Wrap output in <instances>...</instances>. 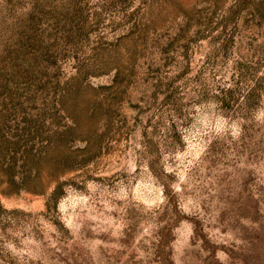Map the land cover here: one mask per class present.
<instances>
[{
    "label": "rangeland",
    "instance_id": "obj_1",
    "mask_svg": "<svg viewBox=\"0 0 264 264\" xmlns=\"http://www.w3.org/2000/svg\"><path fill=\"white\" fill-rule=\"evenodd\" d=\"M0 264H264V0H0Z\"/></svg>",
    "mask_w": 264,
    "mask_h": 264
}]
</instances>
